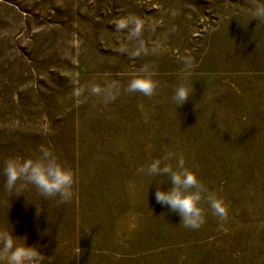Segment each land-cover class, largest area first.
<instances>
[{
    "label": "rangeland",
    "instance_id": "374dc122",
    "mask_svg": "<svg viewBox=\"0 0 264 264\" xmlns=\"http://www.w3.org/2000/svg\"><path fill=\"white\" fill-rule=\"evenodd\" d=\"M255 4L264 0H0V164L44 144L75 177L65 203L30 190L39 212L0 177V224L50 264H264V22L246 15ZM129 15L144 21L138 38L115 30ZM144 71L153 95L127 91ZM181 83L192 93L176 106ZM169 152L223 199L226 218L202 200L204 222L191 229L156 203L163 178L142 169Z\"/></svg>",
    "mask_w": 264,
    "mask_h": 264
},
{
    "label": "clouds",
    "instance_id": "9594fccd",
    "mask_svg": "<svg viewBox=\"0 0 264 264\" xmlns=\"http://www.w3.org/2000/svg\"><path fill=\"white\" fill-rule=\"evenodd\" d=\"M249 21L255 19L257 23L264 22V4H255L249 7L246 13ZM233 17L240 20L239 11L233 12ZM115 30H127V38H138L144 27V21L135 16H127L115 22ZM143 41L131 53L133 57L143 50ZM185 69L190 70L191 64L185 61ZM156 88V81L152 74L144 71L134 75L127 83V91L138 92L145 96H151ZM93 94L101 92L98 86H92ZM192 93V89L186 84H179L171 97L176 106L183 105ZM73 95H79V90H74ZM110 98V93H109ZM38 155L35 157L9 156L0 164V177L3 180V191L10 197L27 194L34 190L42 200L57 198L59 203L71 201L74 196L73 185L75 177L73 171L67 167L54 153L44 144L37 148ZM175 160V166L169 161ZM184 158L179 154L165 153L153 158L142 169L145 175L155 178L161 176L170 182V186L164 189L159 186L163 182L158 181L154 193L157 204L166 206L170 211L177 213L180 222L187 228L197 229L204 222V209L201 201H206L211 213L224 219L227 216V205L215 192L209 191L200 181L195 171L185 168ZM37 212L40 211L39 203ZM52 257H45L40 246L27 243V236L15 235L13 225L0 224V264H50Z\"/></svg>",
    "mask_w": 264,
    "mask_h": 264
}]
</instances>
